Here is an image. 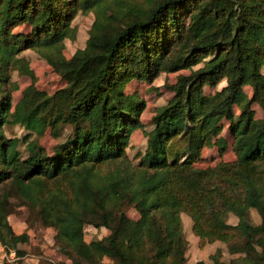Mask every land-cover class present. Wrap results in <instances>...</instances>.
Returning a JSON list of instances; mask_svg holds the SVG:
<instances>
[{
	"label": "trees",
	"instance_id": "obj_1",
	"mask_svg": "<svg viewBox=\"0 0 264 264\" xmlns=\"http://www.w3.org/2000/svg\"><path fill=\"white\" fill-rule=\"evenodd\" d=\"M118 7L107 0H0V241L23 254L19 245L29 234L15 232L8 220L18 203L54 229L70 264H185V212L202 243L219 240L240 253L223 260L217 248L213 264H264V0ZM80 9H94L96 18L86 44L66 58L63 39L73 35L70 23ZM19 25L24 30H14ZM28 48L46 56L63 86L47 93L34 85L21 54ZM196 64L171 85L174 94L152 115L145 149L133 163L126 148L145 105L126 84ZM12 69L32 79L15 104ZM223 78L219 89L205 91ZM6 123L29 131L25 156L20 138L4 134ZM64 124L71 131L49 153L30 138L46 128L59 136ZM224 124L235 158L196 165L204 146L225 150ZM87 225L108 233L87 240Z\"/></svg>",
	"mask_w": 264,
	"mask_h": 264
},
{
	"label": "rangeland",
	"instance_id": "obj_2",
	"mask_svg": "<svg viewBox=\"0 0 264 264\" xmlns=\"http://www.w3.org/2000/svg\"><path fill=\"white\" fill-rule=\"evenodd\" d=\"M107 2L112 4L113 7L122 5L118 8H124L130 3L147 5L148 0H107ZM109 10H111V8H109ZM96 14L94 9H80L76 12L70 23L73 26V35L63 39L62 52L66 58H69L77 48L83 47L86 44ZM14 30H24V27L23 25H19L16 26ZM21 54L26 58L29 66L34 72V85L37 88L51 93L65 84V80L61 78L58 71L53 68L42 52L28 48L23 50ZM207 58L208 57H206V59ZM199 64L193 65L191 68H180L175 71L162 70L152 81L132 79L126 84L125 90L130 93H136L144 100L145 105L140 113L142 126L132 131L128 147L126 148L133 163H137L139 159L138 155L145 149L147 140L145 131L150 130L153 126L151 122L152 115L174 94L171 85L176 81L179 74H187ZM10 79L11 82L8 84V89L11 94L12 103L15 104L21 97L22 90L32 82V79L28 74L21 73L17 69H12L10 71ZM224 84L225 79L223 78L214 87L204 85V89L209 93L213 92L215 89H219ZM244 90L248 96L251 95L250 86H244ZM252 107L255 110L256 117H261L263 115V110L257 102H253ZM3 131L7 137L20 138L18 148L21 154L25 156L27 150L23 138L29 135V131L19 123H6L3 125ZM70 131L71 127L64 124L59 136H53L50 130L46 128L42 133L31 132L30 138H36L49 153L51 152L52 146L56 142L63 140ZM221 134L227 141L225 150L220 152L214 144L204 146L201 150L200 157L195 162L196 165H214L219 161H228L235 158V153L232 148L233 137L227 129V124H224ZM125 210L132 218L138 216L137 211L131 205H127ZM36 213V211H30L26 205L16 203L13 206L12 212L8 215V220L15 232L27 230L29 234L28 241L19 245L23 250V254L18 255L14 261H17L18 264H70V260L58 251L54 243V229L42 225ZM251 217L252 221L255 223L260 220V216L254 208L251 209ZM181 219L183 232L188 240L186 249L187 260L185 264H195L197 261H201L199 264H213L211 254L217 248H219L220 251L218 256L223 260H228L240 255V253L229 252L226 244L219 240L202 243L199 237L192 232L191 220L185 212H181ZM235 220L236 218L233 215H229V222H235ZM107 233L108 229L104 227L96 228L92 225H87L85 227V238L87 240L94 237L100 238ZM103 260L106 262L109 261L106 257H103Z\"/></svg>",
	"mask_w": 264,
	"mask_h": 264
},
{
	"label": "built area",
	"instance_id": "obj_3",
	"mask_svg": "<svg viewBox=\"0 0 264 264\" xmlns=\"http://www.w3.org/2000/svg\"><path fill=\"white\" fill-rule=\"evenodd\" d=\"M17 257L18 255L14 248H10L0 241V264L12 262Z\"/></svg>",
	"mask_w": 264,
	"mask_h": 264
}]
</instances>
